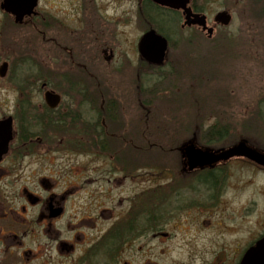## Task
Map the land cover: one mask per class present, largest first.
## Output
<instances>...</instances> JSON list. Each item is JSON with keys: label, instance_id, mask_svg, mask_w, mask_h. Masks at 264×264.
Segmentation results:
<instances>
[{"label": "flooded vegetation", "instance_id": "1", "mask_svg": "<svg viewBox=\"0 0 264 264\" xmlns=\"http://www.w3.org/2000/svg\"><path fill=\"white\" fill-rule=\"evenodd\" d=\"M41 1L30 12L25 7L6 12L0 0V101H13L9 111L0 114V122L9 120L11 128L9 136L4 130L0 136V264H241L246 252L264 238V230L243 246L236 245L226 257L219 251L210 258L207 232L220 230L217 236L221 237L226 231L216 213L229 211L228 199V211H222L221 188L231 162L242 160L264 170V165L238 154L239 145L260 156L264 149L239 131H193L171 149L180 161L144 169L145 133L132 125L127 129L119 99L108 97L105 82L95 77L93 66L88 68L97 59L110 69L116 60L105 30L98 33L90 23L83 28L85 35L80 32L78 47L84 50L76 52L75 61L80 64L71 72L76 77L61 76L54 83L55 88L64 84L77 97L64 104V95L53 88V74L47 67L49 43H56L52 51L56 56L62 52L58 41H64V30ZM239 1L249 2L235 0L221 6L220 12L230 18L229 26L223 27L213 18L210 21L208 0H188L189 13L205 17L210 36L201 26L187 24L181 10L151 0L137 4L166 11L174 17L171 30L178 27L174 35L191 43L194 31L211 42L218 30L229 28ZM260 4L263 8L264 0ZM29 41L39 48V58L31 53ZM161 67L166 68L165 62ZM137 89L142 101V85ZM47 92L60 98L54 109L45 102ZM36 93L42 102L33 105ZM82 106L87 112H79ZM186 149L210 152L214 162L202 164L195 156L189 161ZM52 151L71 153L75 160L48 161L46 155ZM79 157L85 161L76 160Z\"/></svg>", "mask_w": 264, "mask_h": 264}, {"label": "rangeland", "instance_id": "2", "mask_svg": "<svg viewBox=\"0 0 264 264\" xmlns=\"http://www.w3.org/2000/svg\"><path fill=\"white\" fill-rule=\"evenodd\" d=\"M137 2L138 0H42V6L46 7L44 10L47 9L49 16L55 15L64 30V41H58L63 50L58 51V58L52 52L56 43H49L48 46L51 57L48 55L47 67L53 74V86L59 81L58 77H76V74H72L80 64L75 61L78 59L75 57L76 52L84 50L78 47L77 41L83 28L91 23L96 32L105 30L104 38L108 40V47L113 49L116 60L110 65V69L97 59L93 60L96 63L91 61L93 64L88 68L93 66L95 77L105 82L110 93H107L108 97L119 99V112L125 118L127 129L132 125L133 129L141 128L145 133L144 150L141 153L144 169L151 168L156 163L171 164L180 161L171 149L190 137L193 131H239L241 137L259 149H264V7L260 4L261 0H249L248 4L239 1L229 28L218 30L211 42L194 31L191 43L183 36L175 37L172 30L165 32L168 27L162 18L164 14V18H168L166 11H153L144 4L139 8ZM234 2L235 0H208L206 12L210 21L221 11V6ZM148 15L172 40L166 54V68L162 70L170 71L171 75L159 83L160 89L155 93L150 88L155 86L157 71L142 66L136 50L139 38L153 29ZM82 33L85 35L86 31ZM31 43L29 41L31 53L36 52V57L39 58V48L34 42V45ZM96 44L100 43L97 41ZM69 51H72L73 60L70 59ZM94 54L97 52H94L93 47L92 55ZM77 55L85 53L79 52ZM119 66V71L114 70ZM59 71L60 76L57 73ZM212 71L219 73V79H216L218 75ZM172 81L173 83L168 84ZM205 84L209 87L206 88L205 96L210 101L201 99ZM63 85L60 86L62 89L52 87L64 95L63 103L68 104L67 99L77 97ZM139 85L146 89L143 101H138ZM81 97L83 95L78 96ZM186 99L189 101H185ZM12 102L0 101V114L9 111ZM41 102L38 93L33 94V105ZM80 111L87 112V107H79ZM187 131L189 136L185 133ZM55 134L59 135L58 132ZM46 156L48 161L75 160L73 154L63 151H52ZM76 160L85 161L82 157ZM224 174L225 180L221 188L224 196L221 199L224 200L222 211H229L222 215L221 212L216 213V218L220 219L221 228L226 231L221 237L217 236L220 230L207 232L208 258L219 251H224L226 257L229 251L236 250V245L243 246L264 230V170L237 160L231 162ZM148 187L144 184V193L147 195L150 192ZM226 199L230 200L228 210ZM227 226L233 228H226Z\"/></svg>", "mask_w": 264, "mask_h": 264}, {"label": "water", "instance_id": "3", "mask_svg": "<svg viewBox=\"0 0 264 264\" xmlns=\"http://www.w3.org/2000/svg\"><path fill=\"white\" fill-rule=\"evenodd\" d=\"M152 2L159 4L160 6L167 8H174L176 10H182L183 16L187 24L202 26L203 31H207L209 36L212 34L211 29L206 28V20L205 17H197L191 15L186 8L188 0H151ZM37 0H4V9L6 12H13L14 10H20L21 7H25L30 12L36 6ZM214 22L217 25H221L223 27H227L230 23V18L225 12L218 13L214 17ZM167 40L162 36L158 35L154 30H149L144 33L137 44V51L140 58L149 65L152 66H162L165 55L167 52ZM46 104L54 109L58 106L60 102V98L57 95H54L50 92L45 93L44 96ZM10 121L6 120L0 122V136L2 135V131L9 136L11 133ZM9 137L5 140V147ZM243 143L239 146L237 150L238 154L243 157H246L256 163L264 165V156H260L255 154L250 150H246L243 148ZM184 150V149H183ZM185 154L187 155L189 161L194 160V156L197 158V161L200 163L211 164L214 162L211 157L212 154L210 152H200V151H191L189 149L185 150ZM241 264H264V238L258 241L254 247L249 249Z\"/></svg>", "mask_w": 264, "mask_h": 264}, {"label": "trees", "instance_id": "4", "mask_svg": "<svg viewBox=\"0 0 264 264\" xmlns=\"http://www.w3.org/2000/svg\"><path fill=\"white\" fill-rule=\"evenodd\" d=\"M148 8H150V7H148ZM147 11H149V9H147ZM148 13V12H147ZM146 14V13H145ZM168 16V15H167ZM161 17V16H160ZM164 17H165V14H164ZM162 18V19H164L165 21H166V23H167V27H168V29H166L167 31H165V32H170V30H171V28H170V23H172L173 22V18L172 17H169L168 16V18ZM148 18H149V20H150V24L153 26H151L153 29H155L158 33H160L163 37H165L167 40H168V42H169V45L171 46V39L170 38H168V34H166L165 32H163L164 30L162 29V28H160L158 25H157V23L155 22V21H153V18L152 17H150L149 15H148ZM171 18V20H168V19H170ZM173 32H174V34H177V33H179L178 32V29H177V27H175V31L173 30ZM175 37H177V35H174ZM143 66H145V67H147L148 68V66L147 65H145V64H143ZM162 67H160V69H157L156 71H157V76H158V78H157V81L154 83V85L155 86H153V88H150V90L153 92L154 91V93L157 91V90H159L160 88H159V83L160 82H164V80H166L168 77H169V75H171L170 73V71H162L164 68H162ZM148 69H150V68H148ZM154 70V69H153ZM167 70V69H166ZM206 70V69H205ZM206 71H208V70H206ZM214 74H217L218 76H217V78L216 79H219V73H215L214 71H212ZM169 83H173V81L172 82H168V84ZM163 84V83H162ZM161 84V85H162ZM206 88H209L208 87V85H206L205 84V87L202 89V91L204 92V95L202 94V101H210L209 99L207 100L206 99V96H205V92H206ZM205 90V91H204ZM146 89H144V87H142V90H141V94H142V101L144 100L143 99V97H145V95L147 94L146 92ZM147 92H150V91H147ZM148 99H150V98H148ZM193 99V98H192ZM151 100V99H150ZM194 101H197L196 99H193ZM185 101H189V100H185ZM113 112V111H112ZM56 122H58V121H56ZM65 123V122H64ZM57 124V123H56Z\"/></svg>", "mask_w": 264, "mask_h": 264}]
</instances>
